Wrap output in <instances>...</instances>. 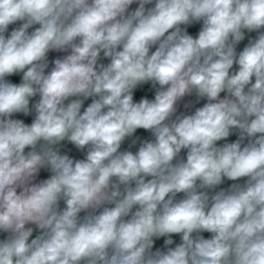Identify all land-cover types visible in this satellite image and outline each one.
<instances>
[{"label":"clouds","instance_id":"9594fccd","mask_svg":"<svg viewBox=\"0 0 264 264\" xmlns=\"http://www.w3.org/2000/svg\"><path fill=\"white\" fill-rule=\"evenodd\" d=\"M0 264H264V0H0Z\"/></svg>","mask_w":264,"mask_h":264}]
</instances>
